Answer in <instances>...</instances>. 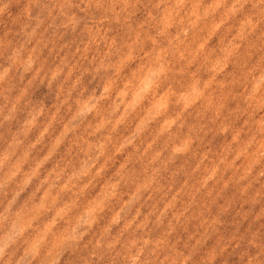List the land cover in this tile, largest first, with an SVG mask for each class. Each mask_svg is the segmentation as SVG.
I'll return each mask as SVG.
<instances>
[{"label":"rangeland","instance_id":"374dc122","mask_svg":"<svg viewBox=\"0 0 264 264\" xmlns=\"http://www.w3.org/2000/svg\"><path fill=\"white\" fill-rule=\"evenodd\" d=\"M101 2L8 0L4 5L8 11L0 15V102L11 101L9 120L26 97L51 99L42 81H54L62 103L70 101L66 113L73 105L74 116L93 113L134 53L155 51L159 56L166 42L147 28V0H113L126 6L123 14L117 9L105 15L96 7L83 18L79 15L81 4ZM64 4L75 10L62 13ZM198 47L201 52L207 48V67L191 91L177 98L190 111L189 127L178 128L176 135L184 139L170 155L165 156L153 139L139 147L140 153H151L148 161L136 159L137 146L126 137L122 117L111 122L109 131L103 118L92 119L71 128L65 123L55 137L48 126L41 129L0 175V194H11L9 206L20 199L15 215L22 228H37L33 246L55 229L61 236L72 232L96 264H114L121 246L136 239L156 249L160 264H177L176 257H181L180 264H244L246 256L255 253L252 242L264 241V178L258 172L250 177L248 168L234 176L225 154L236 137L225 122L241 123L237 117L246 89L240 77L245 68L264 62V45L219 35ZM36 61L39 66L33 71ZM262 89L264 73L252 79L247 98ZM161 107L155 106L156 114ZM256 107L264 112V104L257 102ZM55 118L53 113L50 124ZM197 123L200 146L189 157L190 128ZM34 124V116L25 120L23 135ZM173 127L172 120H164L159 130ZM106 142L112 143V154L96 166L98 157L92 152L103 155ZM13 143H19L15 135ZM8 158L7 149L0 152V163Z\"/></svg>","mask_w":264,"mask_h":264},{"label":"clouds","instance_id":"9594fccd","mask_svg":"<svg viewBox=\"0 0 264 264\" xmlns=\"http://www.w3.org/2000/svg\"><path fill=\"white\" fill-rule=\"evenodd\" d=\"M6 3L8 0H0V8H4ZM96 7L102 9L105 15H114L117 9L123 14L126 6L113 0H102L99 4H81L79 15L83 18L87 11ZM144 8L147 28L158 40L166 43L161 45L159 56L155 51L145 56L134 53L133 59L116 79L107 98L98 102L93 113L74 116L75 105L66 113L65 109L70 101L62 103L64 97L59 94L54 81H42L50 100L46 96L39 101L26 97L11 120L7 118L11 101L8 104L0 102V152L7 149L9 156L7 161L0 163V175L7 171L9 165L36 138L41 129L48 126L52 137H55L65 123L71 128L82 126L92 119L98 122L103 118L107 122L105 131H109L111 122L122 117L121 127L126 129V137H131L137 146L133 153L136 159L148 161L151 153L144 155L139 152V147L153 139H156L155 146L165 156L170 155L173 146L184 139L183 134L176 135L178 128L189 127L190 111L182 103H178L177 98L191 91L193 83L207 67L204 61L207 48L201 52L198 46L219 35H224L226 40L233 36L245 40L255 39L264 45V0H147ZM74 10L75 8L69 9V5L64 4L61 12ZM7 11L8 8H4L0 15ZM38 66L39 62H34L33 71ZM260 73H264V62L252 70L245 68L240 83L246 92L237 117L241 123L233 126L231 121L225 122L230 135L234 134L236 137L229 141L225 154V159L233 165L235 177H240L244 169L248 168L251 170L250 177L258 172L264 178V112L256 107L257 102L264 104V89L252 99L247 98L252 79ZM27 78L28 76L23 77L25 80ZM2 99L0 97V101ZM158 104H163V107L156 114L155 106ZM53 113H56V118L50 124ZM33 116L35 124L25 136L22 133L24 121ZM169 119L174 122V127L160 133V123ZM141 121L144 122L143 125ZM200 131L198 123L190 128L193 144L186 154L189 157L200 146ZM14 135L19 143H13ZM48 139V135H45V144ZM36 148L39 149L40 145H36ZM112 151L111 142H106L103 155L94 150L92 156L98 157L95 159L96 166H99L105 156L111 155ZM39 154L42 156L43 150ZM32 155H36V152L33 151ZM119 159L120 157H116L117 161ZM48 166L50 165L45 167ZM90 171L94 174L95 167H91ZM103 182V179L99 180L97 187ZM8 187L11 188V185ZM10 199V193L0 194V264H96V260L88 256L82 249V242L72 232L61 236L54 229L38 245L33 246L37 228H22L21 219L15 215L20 199L9 206ZM252 246L256 251L246 256L244 264H264V241H253ZM117 256L114 264H160L156 249H152L151 244H144L142 239L122 245ZM180 261L181 257H176L177 264Z\"/></svg>","mask_w":264,"mask_h":264}]
</instances>
